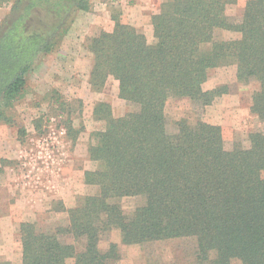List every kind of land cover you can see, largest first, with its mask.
Segmentation results:
<instances>
[{
	"label": "trees",
	"instance_id": "trees-1",
	"mask_svg": "<svg viewBox=\"0 0 264 264\" xmlns=\"http://www.w3.org/2000/svg\"><path fill=\"white\" fill-rule=\"evenodd\" d=\"M231 1L164 0L150 17V35L115 15L110 31L88 40L89 85L100 92L111 77L132 108L115 116L108 101L95 102L93 116L104 125L87 148L95 168L83 172L95 193L70 208L59 204L66 224L20 222V262L0 264H65L69 257L74 264H117L120 245L167 239L192 240L197 264H264V128L249 132L247 145L228 146L219 125L187 118L170 125L165 113L170 99L213 104L227 86L206 87L210 72L233 66L238 82L257 83L249 109L264 122V0H246L234 18L225 12ZM4 5L0 123L11 125L9 107L24 93L31 66L55 48L71 13L91 4L0 0ZM218 30L238 37L217 38ZM54 101L57 115L65 112L68 119L70 102ZM124 197L141 203L126 213ZM113 230L119 242L108 240L102 248L103 235Z\"/></svg>",
	"mask_w": 264,
	"mask_h": 264
},
{
	"label": "rangeland",
	"instance_id": "rangeland-1",
	"mask_svg": "<svg viewBox=\"0 0 264 264\" xmlns=\"http://www.w3.org/2000/svg\"><path fill=\"white\" fill-rule=\"evenodd\" d=\"M163 1L90 0V9L73 11L55 48L31 66L24 93L8 110L14 123H0V258L13 259L20 252V222L35 221L42 228L66 224L68 215L57 210L59 204L70 208L80 197L95 193L96 187L83 181V172L95 168L87 148L94 142L93 133L104 125L93 116L94 104L108 101L115 116L124 114L132 106L118 97L117 83L111 77L102 91L91 88L88 78L92 62L86 44L101 30L110 31L114 24L111 16L115 15L121 22L150 35V17ZM245 1L228 3L227 16L239 17ZM8 9L7 5L0 7V23ZM215 36L234 39L238 34L218 30ZM220 84H225L227 91L213 104L198 106L187 99L168 100L165 105L168 121L172 125L178 119L187 118L190 122L200 119L216 124L221 127L228 146L235 141L245 146L249 132L264 128V122L249 109L251 95L258 85L253 81L238 82L233 66L212 70L205 86ZM51 96L70 102L72 113L68 119L65 112L57 115L59 105ZM120 203L124 212L130 213L141 199L124 197ZM64 240L69 241L66 237ZM102 240V248L108 240L119 242L117 230L103 235ZM192 246L190 239L122 244L117 264H197ZM77 247L81 249V243Z\"/></svg>",
	"mask_w": 264,
	"mask_h": 264
},
{
	"label": "crops",
	"instance_id": "crops-1",
	"mask_svg": "<svg viewBox=\"0 0 264 264\" xmlns=\"http://www.w3.org/2000/svg\"><path fill=\"white\" fill-rule=\"evenodd\" d=\"M114 80V79H113ZM19 226V225H18ZM20 259H21V250L20 252L17 254V256L15 258H11V257H8V256H5V257H1L0 260H5V261H10L11 263H19L20 262ZM65 264H74V260L73 258H67L65 260Z\"/></svg>",
	"mask_w": 264,
	"mask_h": 264
}]
</instances>
